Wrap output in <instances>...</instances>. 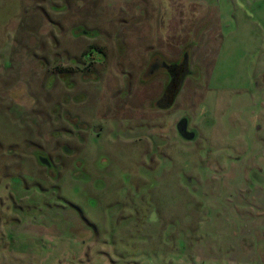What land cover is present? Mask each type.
<instances>
[{"label": "rangeland", "instance_id": "374dc122", "mask_svg": "<svg viewBox=\"0 0 264 264\" xmlns=\"http://www.w3.org/2000/svg\"><path fill=\"white\" fill-rule=\"evenodd\" d=\"M0 264H264V0H0Z\"/></svg>", "mask_w": 264, "mask_h": 264}, {"label": "trees", "instance_id": "16d2710c", "mask_svg": "<svg viewBox=\"0 0 264 264\" xmlns=\"http://www.w3.org/2000/svg\"><path fill=\"white\" fill-rule=\"evenodd\" d=\"M82 32L86 33V31L82 30ZM89 34V33H88ZM183 61L182 62H175V63H168L166 60H164L161 57H154L152 58L148 69L145 72V78L148 79L151 77L154 73H160L165 72L169 75L170 81L165 86L163 94L160 96V99L158 100V106L161 108H171L182 88L184 85V81L186 78L190 76H194L196 74L195 69L191 68L190 65V49H186L183 53ZM151 68L154 69V72H151ZM182 69V74L177 71H173V69ZM152 74V75H151ZM164 102V104H163ZM190 119L188 116H185L181 119L179 122V129H180V135L185 140H192L195 139L197 136V132L195 130H188V128L184 131L183 127L186 126V124L189 125Z\"/></svg>", "mask_w": 264, "mask_h": 264}, {"label": "flooded vegetation", "instance_id": "af4514ba", "mask_svg": "<svg viewBox=\"0 0 264 264\" xmlns=\"http://www.w3.org/2000/svg\"><path fill=\"white\" fill-rule=\"evenodd\" d=\"M88 54H86V56H85L86 57V60L87 61H92L90 54L89 55ZM182 59H183V55L180 56L177 60H175V61H169L168 63L182 62L183 61ZM177 70H178V72H180L182 74L183 68L182 69H179V68L173 69V71H177ZM169 81H170V77L168 75V81H167L166 85L169 83ZM162 94H163V92H162ZM159 99H160V97H159ZM163 104H164V102H163ZM157 105H158V101H157ZM181 119L177 123V131H178L179 135H180L179 122L181 121ZM187 128H188V124H186V126L183 127L184 131ZM188 130H189V128H188ZM42 147H43L42 145H38V148H40V149L35 150L34 153L36 152L37 154L32 153V156L34 157L35 162H37V165H41L42 167H44L45 170L47 171L46 172L47 175H50L52 177V179L55 180V179H57V176L58 175H57V172L55 171L54 159L51 156L52 154L50 155L49 152L44 151L45 149L42 148Z\"/></svg>", "mask_w": 264, "mask_h": 264}]
</instances>
